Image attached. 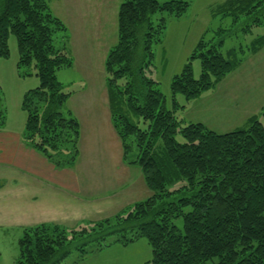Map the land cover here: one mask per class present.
Returning <instances> with one entry per match:
<instances>
[{
    "label": "trees",
    "instance_id": "obj_1",
    "mask_svg": "<svg viewBox=\"0 0 264 264\" xmlns=\"http://www.w3.org/2000/svg\"><path fill=\"white\" fill-rule=\"evenodd\" d=\"M51 1L0 0V58L9 56L8 38L14 35L17 66L33 63L40 80L22 100L24 142L64 168L79 155L80 123L70 110L64 112L71 93L56 71L72 66L73 60L67 53L68 29L53 14ZM188 7L186 0L122 1L117 41L104 60L110 118L122 160L141 169L151 194L127 206L125 215L95 221L90 229L68 231L55 222L25 227L16 264H61L73 247L89 240L101 246L110 234H117L115 241L123 245L146 237L152 248L150 264H264V126L252 115L246 127L216 132L201 122L182 125L175 114L184 107L176 102V93L195 100L235 70L243 57L227 58L220 39H199L171 81L170 108L158 83L147 75L167 17H180ZM157 12L160 17H154ZM213 14L230 15L231 25L241 21L246 31L264 25V0H222ZM218 30L221 36L229 31ZM263 46L261 35L247 53ZM195 57L201 64L198 78L190 61ZM4 121L0 108V126ZM177 133L184 142L176 140ZM180 180L185 183L167 189ZM177 217L183 218V232L173 222Z\"/></svg>",
    "mask_w": 264,
    "mask_h": 264
},
{
    "label": "rangeland",
    "instance_id": "obj_2",
    "mask_svg": "<svg viewBox=\"0 0 264 264\" xmlns=\"http://www.w3.org/2000/svg\"><path fill=\"white\" fill-rule=\"evenodd\" d=\"M79 1L82 11L87 9L86 12H77L78 6L75 4L52 7L53 14L68 29L67 53L73 60L72 66L58 69L56 77L71 93L64 112H74L80 105L86 119L84 128L93 129L81 133L79 155L73 165L65 168L60 180L62 183L46 180L41 175L17 174L0 189V264H16L18 241L25 227L54 219L68 231L82 227L90 229L95 221L112 219L118 213L125 215L127 206L150 195L137 165L123 164L127 170L122 171L120 140L113 130L108 129L105 119L98 116L104 105H109L103 65L108 50L117 41L118 8L124 0ZM186 1L189 7L182 16L167 17L162 41L153 47L154 59L147 75L158 83L157 87L166 96L170 108L171 81L180 74L199 39L214 42L220 39V50L227 58L243 57L240 65L219 84L204 90L199 103L176 93V102L184 105L175 111L176 116L182 119V125L193 120L202 121L207 128L216 132L246 127L252 115H257V120L264 126V47L257 53H247V47L258 36L264 35V25H254L244 31L245 24L241 21L233 26L230 15L213 14V9L222 0ZM61 11L63 13H59ZM160 16V12L154 15ZM78 26L89 28L86 37L74 31ZM98 27L104 34L101 39H98ZM221 27L229 29L228 33L219 35L218 29ZM8 46L9 56L0 58V108L5 114L0 129L23 136L26 112L22 109V100L28 90L39 86L40 80L33 63L17 66V43L12 34L8 38ZM190 61L193 76L198 78L200 59L195 57ZM124 82V78L118 80L119 85ZM175 138L180 143L185 141L180 133ZM132 157L131 153L129 158ZM72 176L76 178L75 182H80L76 190L65 183ZM183 183L185 181L180 180L167 189L173 190ZM18 194L20 199L16 198ZM96 204L100 208L98 214L93 213L92 209L91 213L85 214L88 207L95 208ZM70 207H79L80 212L74 216L70 213ZM51 209L59 211L52 213ZM62 209L65 215L60 213ZM75 217L84 221L73 220ZM173 222L183 232V218L177 217ZM117 237V234L107 235L101 241V246L98 240H89L84 245L73 247L61 264H150L152 248L146 237H138L126 245L115 241ZM81 241L84 242V239Z\"/></svg>",
    "mask_w": 264,
    "mask_h": 264
},
{
    "label": "crops",
    "instance_id": "obj_3",
    "mask_svg": "<svg viewBox=\"0 0 264 264\" xmlns=\"http://www.w3.org/2000/svg\"><path fill=\"white\" fill-rule=\"evenodd\" d=\"M64 4H66V5H69V4L77 5L78 6L77 12H79V13H83V12L87 11V9L82 11L83 7L81 8V4H80L79 0H68V1L67 0H52L51 1V8L53 7V5H55V6L57 5L58 7L59 6L63 7ZM52 11H53V8H52ZM59 13H63V11H61ZM69 29L71 30L70 27H69ZM88 29L89 28H86V27L81 28L78 26V28H74V31L76 33H81L84 37H86L88 34L87 32L89 31ZM101 30L102 29L100 27H98V39H101L104 35L103 31H101ZM200 97L201 96L196 98L195 102H198ZM195 106H197V105H195ZM103 108L104 109H103L102 113L98 114V116H100L101 118H104L105 121L107 122L108 129L110 128V130L111 131L113 130L114 133L116 134V132L112 126V123H111L109 105H104ZM72 114L78 119V121L80 123V136H81V133H86L89 130L92 131L93 127H91L89 130L84 128L86 125V119L83 116L84 115L83 114V108L80 105L78 107H76V110H74V112H72ZM82 119L84 120L85 123L82 121ZM193 122L203 123L202 121H194V120H193ZM83 124H84V126H83ZM22 139H23L22 135L16 134L14 132H5L4 130L0 129V181H1L0 185L2 186V187H0V189L4 188L5 185L8 183V180L9 179L13 180L14 177L17 176V174H19V175L20 174H22V175L26 174V176H27V174L34 175V176L41 175L46 180L57 181L59 183H62L63 181H60L61 176L63 175L65 170L69 167H64V168L55 167L50 161H48L39 152H37L36 150H34L30 146H28L26 143L23 142L24 143L23 144ZM120 163H121V166L123 168L122 171L124 172L125 169L127 170V168L123 164H125V165H129V164H126L122 161V154H121ZM13 169H15V170H13ZM75 179L76 178L72 176L71 180H70V177H68V180L65 181V183L68 184V187L72 188V190H76L79 188L78 184L80 182H75L76 181ZM4 193H5V191L2 192V194H4ZM150 194H151V192H150ZM16 198L20 199L19 194L16 196ZM137 201H139V200H137ZM133 203H131V204H133ZM90 209H92L93 213H97V214H98V210H100V208H98V204H96L95 208L88 207L86 209L85 214L91 213ZM51 211H52V213H58L59 210L51 209ZM79 212H80L79 207H76L75 209L70 207V213L74 214V216H75V213L77 214ZM60 213L64 214V215L66 214V212L63 211V209L61 210ZM73 220L84 221V219H80L77 217H75V219H73ZM43 222H55V220L51 219V220L43 221ZM55 223H57V222H55Z\"/></svg>",
    "mask_w": 264,
    "mask_h": 264
}]
</instances>
